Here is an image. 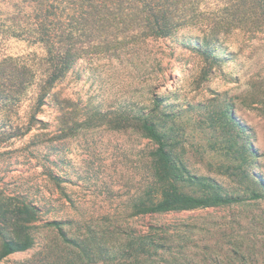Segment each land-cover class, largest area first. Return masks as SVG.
<instances>
[{"label": "rangeland", "instance_id": "obj_1", "mask_svg": "<svg viewBox=\"0 0 264 264\" xmlns=\"http://www.w3.org/2000/svg\"><path fill=\"white\" fill-rule=\"evenodd\" d=\"M199 40L185 28L124 58L78 61L37 113L46 124L1 142L0 195L36 204L41 217L36 244L0 264H71L72 246L44 226L53 219L91 249L83 264H264V26L232 29L204 52ZM2 46L13 57L37 50L17 38ZM154 99L188 169L242 200L135 214L152 143L129 115ZM24 115L18 107L9 122Z\"/></svg>", "mask_w": 264, "mask_h": 264}, {"label": "trees", "instance_id": "obj_2", "mask_svg": "<svg viewBox=\"0 0 264 264\" xmlns=\"http://www.w3.org/2000/svg\"><path fill=\"white\" fill-rule=\"evenodd\" d=\"M262 26L264 0H0V47L17 38L38 50L13 57L0 48V144L30 134L37 129L35 124H46L37 113L55 85L82 59L124 58L150 40L175 39L185 28L199 33L195 48L204 52L232 29L255 32ZM21 106L24 120L14 126L9 115ZM129 116L131 126L152 143L147 154L149 176L133 203L135 214L224 206L243 199L211 177L188 169L173 126L165 125L167 113L160 100ZM259 197L252 191L248 198ZM40 214L32 202L0 195V262L36 244L32 229L38 228ZM44 226L57 234L60 243L72 246L71 264H83L92 254L78 237L67 235L60 220L46 221Z\"/></svg>", "mask_w": 264, "mask_h": 264}]
</instances>
